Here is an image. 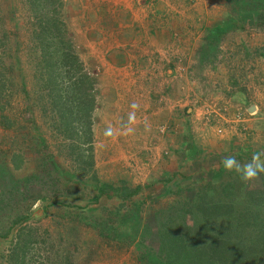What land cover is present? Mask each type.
Segmentation results:
<instances>
[{
	"label": "rangeland",
	"instance_id": "1",
	"mask_svg": "<svg viewBox=\"0 0 264 264\" xmlns=\"http://www.w3.org/2000/svg\"><path fill=\"white\" fill-rule=\"evenodd\" d=\"M1 60L0 264H264V0H0Z\"/></svg>",
	"mask_w": 264,
	"mask_h": 264
},
{
	"label": "trees",
	"instance_id": "2",
	"mask_svg": "<svg viewBox=\"0 0 264 264\" xmlns=\"http://www.w3.org/2000/svg\"><path fill=\"white\" fill-rule=\"evenodd\" d=\"M76 63L77 62H74V61L71 62L72 65L69 63H66V62L60 63L61 67L64 70L62 71V74L61 73L59 74L58 72H56L59 70L52 71V74L54 76L53 78H55V81H56V83H52L53 84L52 86H54L55 88H57V86H58L60 88V89H58V91L55 90V92L58 93V95L56 96V97H58V99H61V96L64 99H67L69 96H73L72 100L83 101L86 103V104H79L78 108H76L78 111L76 112V110H75V112H74V116L79 118V110L80 109L85 110V108H86L88 110L87 105L90 102L89 101L90 97L87 96L88 93L86 90L88 88L87 85L89 84V82L91 80L88 77V75L84 74L83 71L80 70V68H76L75 72H74V68L76 67ZM9 70H12V68L9 67ZM5 71H6V68L4 70L3 61L1 60L0 61V119H3V118L7 119L6 116L4 114H2V111L5 107H9V104H10L9 96H8V94H6L8 91V88H7V91L5 92V94L3 93V91L5 89L4 84H5L6 80L8 79V76L10 75V74L4 75ZM13 71H14V68H13ZM59 76L61 77V79H60V82H57V79ZM1 79H2V81H1ZM42 79H43V77H41V78L39 77V81H41ZM53 81H54V79H53ZM7 83H8V81H7ZM10 88H12V87L10 86ZM10 88H9V91H10ZM21 92L27 98V94L23 89H21ZM60 92L62 94H60ZM21 114H22V116L25 115L26 117L29 116L28 115L29 109H27V106H25V108L22 109ZM8 120H9V118H8ZM11 121L16 122L14 118H12ZM79 129L85 130L86 135H89L91 133L90 130L88 129V123H87V127L82 125V126H80ZM240 248H242V243L240 244ZM239 252H242V251L239 250ZM216 253H219V255L223 258L224 248H222V251L220 250L219 252H216Z\"/></svg>",
	"mask_w": 264,
	"mask_h": 264
},
{
	"label": "clouds",
	"instance_id": "3",
	"mask_svg": "<svg viewBox=\"0 0 264 264\" xmlns=\"http://www.w3.org/2000/svg\"><path fill=\"white\" fill-rule=\"evenodd\" d=\"M221 163L226 171L235 172L242 182H252L264 174V150L253 153L251 159L246 162H241L235 156L228 155Z\"/></svg>",
	"mask_w": 264,
	"mask_h": 264
}]
</instances>
